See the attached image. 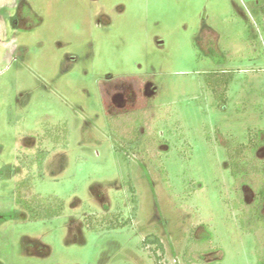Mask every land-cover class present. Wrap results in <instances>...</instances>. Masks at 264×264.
I'll list each match as a JSON object with an SVG mask.
<instances>
[{
	"label": "rangeland",
	"instance_id": "rangeland-1",
	"mask_svg": "<svg viewBox=\"0 0 264 264\" xmlns=\"http://www.w3.org/2000/svg\"><path fill=\"white\" fill-rule=\"evenodd\" d=\"M206 72L231 79L220 107ZM249 136L264 141V0H0V264L264 262V165L226 166ZM38 146H55L43 178L18 161ZM34 193L62 214L29 219L16 199ZM133 194L129 228H86L130 216Z\"/></svg>",
	"mask_w": 264,
	"mask_h": 264
},
{
	"label": "trees",
	"instance_id": "trees-1",
	"mask_svg": "<svg viewBox=\"0 0 264 264\" xmlns=\"http://www.w3.org/2000/svg\"><path fill=\"white\" fill-rule=\"evenodd\" d=\"M219 73L221 75L220 77ZM205 74L207 88L214 94L215 105L220 107L227 101L226 91L231 79L225 78L223 76L224 72H206ZM218 89H220L219 92L217 91ZM55 129L56 128L48 129L45 135L52 139L54 145L57 144V142L60 143V140L62 142L63 139L64 141L61 143V146H66V133L62 135L58 131H55ZM111 135L113 137L116 136L113 131L111 132ZM123 142V144L117 142L115 144V148L122 153L123 159L129 162L128 152H131L138 144L139 134L137 132H133L131 137L126 138ZM263 146L264 141H257L255 136H249L246 142H239L235 147L228 149L226 166L229 168L230 174L235 178H239L242 174H246V179L255 178V176L259 174L261 166L264 165V158L259 154V151ZM54 149L55 146H52L51 149L48 150L38 146L33 154H27L21 158L19 157L18 161L21 166L26 168H30L31 165H35V175L38 178H43L44 161L48 157L50 151ZM33 175L26 174V177L23 178L19 184L24 187L29 186L30 179ZM243 177L242 179H245ZM126 183L129 184V187L132 189V184L130 182ZM258 193L261 194L260 192ZM16 200L17 204L27 212L28 218L31 220H49L62 214L64 210V200L55 194L40 196L39 194L34 193L30 197H18ZM130 200L133 203L130 210V216L123 218L122 210L117 208L100 214L87 215L84 221L86 228L95 231H109L118 228H129L131 226V221L136 217L138 210L137 197L133 194ZM259 204L257 207L260 210V208H262V204ZM259 215L262 219L264 218V214L259 213ZM137 247L151 249L156 262L159 261L161 253H163L164 250L161 240L155 233H147L143 239L137 243ZM157 251H160V254H157ZM259 264H264V262L262 261Z\"/></svg>",
	"mask_w": 264,
	"mask_h": 264
}]
</instances>
